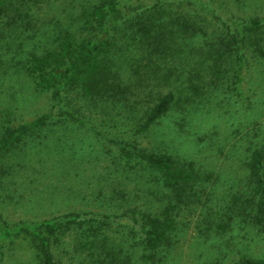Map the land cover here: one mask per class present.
I'll use <instances>...</instances> for the list:
<instances>
[{"label": "trees", "instance_id": "1", "mask_svg": "<svg viewBox=\"0 0 264 264\" xmlns=\"http://www.w3.org/2000/svg\"><path fill=\"white\" fill-rule=\"evenodd\" d=\"M193 2L68 0L62 5V0H0V85L10 72L27 79L35 91L50 94V105L33 117L14 121L10 113L1 114L0 158L36 133H54L58 122L89 125L105 133L106 150L113 148L124 168L139 171L136 178L150 184L146 190L154 198L149 207L129 208L120 215L67 211L37 221L0 220L1 241L20 243L36 264H65L63 256L72 260L65 248L57 250L69 235L75 253L89 258L76 264H130L134 257L155 264L176 242L180 212L195 205L204 208L199 233L222 235L235 227L264 233V143L246 146L242 177L226 202L213 209L207 204L217 179L213 171L188 157L111 136L78 113L86 106L104 114V122L115 121L113 111H132L142 103L150 80L158 87L175 81L184 64L191 65L187 100L215 90L238 96L249 58L264 60V15L223 19L198 0L220 21L217 30L208 32L203 14L178 9ZM154 98L131 133L150 130L178 97L169 89L157 91ZM13 170L12 164H0V177ZM114 222H124L125 239L120 241L127 247L110 234ZM234 264H264V256L241 254Z\"/></svg>", "mask_w": 264, "mask_h": 264}, {"label": "rangeland", "instance_id": "2", "mask_svg": "<svg viewBox=\"0 0 264 264\" xmlns=\"http://www.w3.org/2000/svg\"><path fill=\"white\" fill-rule=\"evenodd\" d=\"M67 1L62 0V5ZM194 1L181 4L178 9L203 14L208 32L217 30L220 21L206 5L223 19L229 15L247 17L254 12L264 15V0L238 4L233 0H203L204 7ZM190 67L184 64L177 69L179 76L172 78L175 81L159 87L154 85L155 80H150L142 103L132 111L126 109L118 114L113 111L115 121L104 122V114L86 106L78 113L91 118L111 136L121 135L127 140H137L144 148L188 157L213 171L217 179L210 187L207 204L215 209L226 202L230 189L243 175L240 160L246 146L250 141L264 143V60L249 58L240 93L233 97L215 90L195 99L184 98ZM8 73L0 85V119L6 112L14 121L27 119L50 105L48 92L35 91L27 79ZM169 89L179 99L167 114L147 132L131 133L144 109L155 101L157 91L163 94ZM254 133L258 135L255 137ZM103 134L89 125L58 122L54 133H36L24 145L10 151L9 156L1 157L0 164H12L14 170L0 177V220L9 224L37 221L67 211L120 215L129 208L149 207L154 201L146 190L150 184L136 178L139 171L124 168L113 148L106 150ZM203 212L204 208L198 205L180 212L176 242L155 264H234L241 254L264 256V233L237 227L222 235L199 233L198 222ZM115 223L110 234L119 241L125 239L124 222ZM120 243L127 247L126 243ZM74 245L73 235H69L58 246L57 250L65 248L74 256L72 260L63 256L64 263L76 264L84 258L87 262V255L76 254ZM0 248V264H36L32 252L18 242L0 240ZM135 258L130 264H147Z\"/></svg>", "mask_w": 264, "mask_h": 264}]
</instances>
